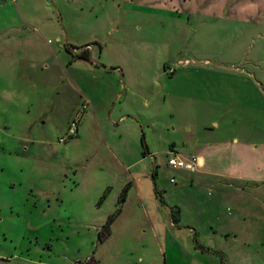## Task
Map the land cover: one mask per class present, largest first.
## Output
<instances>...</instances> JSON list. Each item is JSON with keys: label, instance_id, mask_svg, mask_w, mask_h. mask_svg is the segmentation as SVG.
Returning a JSON list of instances; mask_svg holds the SVG:
<instances>
[{"label": "rangeland", "instance_id": "obj_1", "mask_svg": "<svg viewBox=\"0 0 264 264\" xmlns=\"http://www.w3.org/2000/svg\"><path fill=\"white\" fill-rule=\"evenodd\" d=\"M86 45L95 62H73ZM191 153L214 174L166 164ZM154 182L228 232L227 264H264V0H0V264L157 255L127 234Z\"/></svg>", "mask_w": 264, "mask_h": 264}, {"label": "crops", "instance_id": "obj_2", "mask_svg": "<svg viewBox=\"0 0 264 264\" xmlns=\"http://www.w3.org/2000/svg\"><path fill=\"white\" fill-rule=\"evenodd\" d=\"M88 55H89L88 59L77 58V59H73L72 61L87 62L89 60L94 63L95 60L92 58L93 52H90L89 49H88ZM71 64L73 63H70V65ZM116 67L118 66H115L112 69H115ZM217 126H218V122H215L214 127ZM77 129L78 128L76 127V131ZM211 143L208 146L211 147L212 150L214 148L222 149L224 145L226 146L228 144V141L225 139H217V140H211ZM255 146L258 147L257 145ZM171 149L173 148L171 147ZM191 154L193 155V153ZM177 169L184 170L183 172L188 176H191V174H188V172H195L197 170H199L198 171L199 173H203V174H214L212 166H206V167L204 166L202 169L197 168L195 171L194 170L188 171L187 169L184 168H177ZM156 176H157V169H156V174L152 175L154 181ZM131 187L132 186L130 182L129 188ZM154 191L156 196L154 197L155 199H153L154 200L153 203L156 204L155 208H153L154 212L149 215H145L142 218L136 216L134 220L136 226L133 225V228L136 227V229L139 231L133 229V232H129L127 234H131L135 239L142 242L144 241L142 239H144L146 235L141 233H146V231L149 232L151 238L154 240L153 241V244L155 245L154 251L158 250V254L157 255L153 254L148 258H144L141 255L137 258L125 259V261H123V264H227L225 262V255L221 251V247L217 242L213 243L211 239L216 240L215 238L216 236L220 237L222 235H226L228 232H226L225 230L221 231L220 228L216 229L213 223H209L207 225V229H208V231L206 232L207 234L206 233L200 234V229L198 228L197 223L191 220L190 218H184L183 210L181 206H179L177 203L171 205L166 203L161 191L158 189V186L156 185L155 182H154ZM128 192L124 201H126L128 197ZM137 193L141 203H144V201H146L147 199L145 196H143L141 189L138 188ZM156 199L159 204L163 205L164 210L161 209L160 211L161 214L156 212L157 209V203L155 201ZM144 205L146 204L144 203L143 206ZM176 207H178L179 209V215H178V220L175 222L172 219L171 208H176ZM141 228H143L142 231L140 230ZM161 250L164 255L163 260H161V257L159 256Z\"/></svg>", "mask_w": 264, "mask_h": 264}, {"label": "trees", "instance_id": "obj_3", "mask_svg": "<svg viewBox=\"0 0 264 264\" xmlns=\"http://www.w3.org/2000/svg\"><path fill=\"white\" fill-rule=\"evenodd\" d=\"M67 49L71 52L72 54V58L73 59H77V58H84V59H88L89 55H88V47H84L80 52H74L73 50H71L69 47H67ZM156 174V169L153 170L152 175ZM130 187V182L125 183V185L122 187L121 189V193L118 199V206L116 207V210L111 213L108 218L106 219V221L103 223V225L100 228V232H99V238L102 239L104 237H107L110 234L111 231V224L113 222V220L116 218V216L121 212V205L122 202L125 200L128 189ZM104 195H102L103 197ZM101 201V199L99 200V202ZM171 215H172V219L173 221H177L178 220V215H179V209L178 207L176 208H171Z\"/></svg>", "mask_w": 264, "mask_h": 264}, {"label": "built area", "instance_id": "obj_4", "mask_svg": "<svg viewBox=\"0 0 264 264\" xmlns=\"http://www.w3.org/2000/svg\"><path fill=\"white\" fill-rule=\"evenodd\" d=\"M85 47H88V46H85ZM83 107H85L84 104H83ZM76 127H77V124L74 120L73 125L70 126L71 134L76 132ZM166 164L172 168H184V169L192 171V170H195L198 166V157L196 155H191L188 158H182L177 155H171L167 158ZM173 180L175 179L172 177L171 181Z\"/></svg>", "mask_w": 264, "mask_h": 264}, {"label": "water", "instance_id": "obj_5", "mask_svg": "<svg viewBox=\"0 0 264 264\" xmlns=\"http://www.w3.org/2000/svg\"><path fill=\"white\" fill-rule=\"evenodd\" d=\"M86 46H88V45H86Z\"/></svg>", "mask_w": 264, "mask_h": 264}]
</instances>
